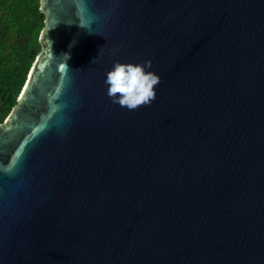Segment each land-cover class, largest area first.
<instances>
[{
	"label": "water",
	"instance_id": "obj_1",
	"mask_svg": "<svg viewBox=\"0 0 264 264\" xmlns=\"http://www.w3.org/2000/svg\"><path fill=\"white\" fill-rule=\"evenodd\" d=\"M86 4L106 40L74 23L79 0H41V51L0 122V169L18 162L0 264H264V0ZM145 61L155 101L113 104V63Z\"/></svg>",
	"mask_w": 264,
	"mask_h": 264
},
{
	"label": "trees",
	"instance_id": "obj_2",
	"mask_svg": "<svg viewBox=\"0 0 264 264\" xmlns=\"http://www.w3.org/2000/svg\"><path fill=\"white\" fill-rule=\"evenodd\" d=\"M44 24L41 0H0V122L17 104L41 51Z\"/></svg>",
	"mask_w": 264,
	"mask_h": 264
},
{
	"label": "clouds",
	"instance_id": "obj_3",
	"mask_svg": "<svg viewBox=\"0 0 264 264\" xmlns=\"http://www.w3.org/2000/svg\"><path fill=\"white\" fill-rule=\"evenodd\" d=\"M79 11L78 22L74 23L78 27L86 29L89 34L98 35L106 40L102 32L105 23L104 18L88 10L86 0H79ZM74 23H69V25ZM62 57H64L63 67L67 70L69 69L67 61L70 59V55L64 53ZM96 58L92 60V63L95 62ZM149 69L150 62L148 61L144 63L114 62L111 69L106 73L104 81L107 86L106 94L112 103L130 111L138 110L142 106H150L157 97L156 86L160 83V77ZM70 82V77L65 71L60 89L66 87ZM60 89H57L58 93ZM17 163L5 166L0 171L13 174Z\"/></svg>",
	"mask_w": 264,
	"mask_h": 264
},
{
	"label": "snow or ice",
	"instance_id": "obj_4",
	"mask_svg": "<svg viewBox=\"0 0 264 264\" xmlns=\"http://www.w3.org/2000/svg\"><path fill=\"white\" fill-rule=\"evenodd\" d=\"M25 89H27V84H25ZM20 95H21V97H23V96H24V92L22 91V92L20 93Z\"/></svg>",
	"mask_w": 264,
	"mask_h": 264
}]
</instances>
